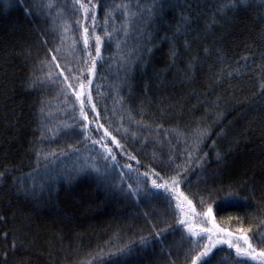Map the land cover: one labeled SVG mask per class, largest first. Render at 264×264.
Masks as SVG:
<instances>
[{"label":"trees","instance_id":"1","mask_svg":"<svg viewBox=\"0 0 264 264\" xmlns=\"http://www.w3.org/2000/svg\"><path fill=\"white\" fill-rule=\"evenodd\" d=\"M0 173V264H192L168 188L264 252V0H0Z\"/></svg>","mask_w":264,"mask_h":264},{"label":"snow or ice","instance_id":"2","mask_svg":"<svg viewBox=\"0 0 264 264\" xmlns=\"http://www.w3.org/2000/svg\"><path fill=\"white\" fill-rule=\"evenodd\" d=\"M77 2H78V0H77ZM48 6L52 7L53 5L49 4ZM81 7H84V6L81 5ZM119 7H126V6L125 5H120ZM153 8H155V5H153ZM84 11H85L86 15L89 13V9L88 8H84ZM150 11H151V9H150ZM135 15H137V14L136 13H130V17L131 16H135ZM92 19H93V21L96 20L95 13H92ZM84 32H85L84 43H85V45H87L88 44V37H87L88 28H85ZM100 40H101V38L99 36H97L96 37V41H97L96 54H97V56L100 55ZM56 51H59V50L57 49ZM174 55H175V53H173V56ZM55 59H56V57L54 56L53 60H55ZM85 63H87V62L85 61ZM58 66L59 65H57V67ZM94 70H95V58H93L92 68H89L88 72L94 74ZM68 71L71 72L72 70L68 69ZM83 74H84L83 71H81V75H83ZM49 79H51V74H49ZM67 79H68V77H65V80H67ZM88 84L90 86L92 84V81L89 80ZM68 87L71 88V87H74V85L69 84ZM84 87H85V85L83 83H81L80 84V91L76 92L75 95H76V99L80 102V115L84 118V120H87L88 116H87V114L85 112L86 104H90L91 107H92V111H94V112L96 111V108H95V104L93 103V99H92V96H91L90 92L87 94L86 100L82 98V97L85 96ZM106 134H108V133L106 132ZM113 142L114 143H118V142L115 141L114 137H113ZM107 151L109 153H111V149H107ZM114 159H115V157H113V160ZM132 159H135V157H132ZM95 170L99 171V169H95ZM0 175H3V174L0 173ZM144 175H147V173H145ZM156 175H158V173ZM178 177H179V173H177L176 177L172 178V183L173 184H178L180 182ZM153 185L156 188H165L166 187V184H156L155 181H153ZM129 187L131 188V186H129ZM132 194H135V193H132ZM234 198L235 197L228 196V197H225L224 200L228 201V200H231V199H234ZM188 203H189V205H191V201H189ZM211 214H212V209L209 208L208 212L205 213V215L211 216ZM178 223L182 224V225H185V227L187 228L188 233H190V237H189L190 239H191V237L198 236V233L194 230V227L191 226V225H187L186 221L181 220ZM200 232L208 233L209 234V241L211 243H210V245H205L204 251H202L197 257H193L192 258V264H197L198 260L200 261V264H209V260L211 259L212 255L214 253V249H216L221 244H227L229 248H235L237 257H242V256H245V255L249 254L247 250L242 249L239 245H234L231 242L230 239L229 240H216V241L212 240V236L213 235H220V234H223V235L231 238L233 233L228 231L227 228H221L218 225H216L215 223H213V227L212 228H203V229H200ZM156 236H157V238H161L160 237V233H156ZM244 240H245L246 243H248V237L247 236H244ZM147 243H150V241H147L145 238L142 237L141 240H140V245L144 246ZM248 248L251 249V244L250 243H248ZM132 251H133V249L130 246L126 245V246H123L121 248H118L115 253H110L109 256H128ZM259 255L264 256V252H260ZM93 259H95V257ZM89 264H91V262H89Z\"/></svg>","mask_w":264,"mask_h":264},{"label":"rangeland","instance_id":"3","mask_svg":"<svg viewBox=\"0 0 264 264\" xmlns=\"http://www.w3.org/2000/svg\"><path fill=\"white\" fill-rule=\"evenodd\" d=\"M83 40H85V36L82 35ZM88 37V36H87ZM89 38V37H88ZM91 74L88 72V77L89 79H91ZM83 83V81H78L75 86L72 88V92L75 95L76 92L80 91V84ZM85 85L84 87V92L86 94V90H87V84L83 83ZM76 96V95H75ZM84 99V97H82ZM74 106L75 109L77 111V115H78V119L81 120V122H83L85 124V126L87 125V120H84V118L80 115V102L76 99V103L74 102ZM71 121V118H70ZM96 143V142H95ZM97 144V143H96ZM96 147V152L97 153H101L104 158L101 155H95V162L98 161L97 159L101 160V162H103V160L105 159V157L109 156V153L107 151V149H105L103 146H106V140L103 139L102 141H100V143H98L97 145H93ZM102 148V149H101ZM105 149V150H104ZM85 150V149H84ZM100 162V161H98ZM88 166H90V164L88 163ZM168 191L170 194H172V196H174V201L176 203V208L179 211L180 214V219L186 221L187 225H191L194 227V230L198 233L199 237H203L204 241H205V245H210V241H209V234L208 233H202L200 232V229L203 228H212L213 227V223H215L213 221L212 216H207L205 215V213L203 214H198L192 207V205H189V201L186 200L180 193H178L177 190H173L172 188H168ZM183 228L187 231V228L185 227V225H183ZM190 234V233H188ZM196 236V237H198ZM244 236L242 234H235L233 233L232 237L229 238L223 234L220 235H213L212 236V240L216 241V240H231V242L234 245H239L242 249H245L248 251V255L242 256L243 258L252 260L256 263H260V264H264V256L259 255V253L251 246V249L248 248V243L249 239H248V243L245 242L244 240ZM219 246H227V244H221ZM218 246V247H219ZM235 251V248H232Z\"/></svg>","mask_w":264,"mask_h":264}]
</instances>
